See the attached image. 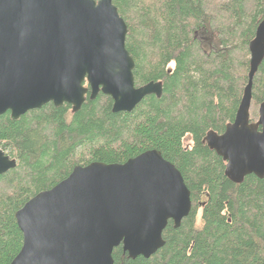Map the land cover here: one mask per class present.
<instances>
[{"label": "trees", "instance_id": "trees-1", "mask_svg": "<svg viewBox=\"0 0 264 264\" xmlns=\"http://www.w3.org/2000/svg\"><path fill=\"white\" fill-rule=\"evenodd\" d=\"M100 1V0H95ZM128 27L126 47L137 87L162 82L131 113L87 95L73 113L53 103L19 120L0 117V149L17 167L0 176V264H11L24 235L16 213L67 179L77 165L124 164L157 150L181 172L192 210L170 221L165 246L132 260L119 247L115 264H264V179L235 184L226 161L205 142L235 121L248 85L249 45L264 19V0H114ZM264 104V61L253 83L251 123ZM190 142V143H189Z\"/></svg>", "mask_w": 264, "mask_h": 264}, {"label": "water", "instance_id": "water-1", "mask_svg": "<svg viewBox=\"0 0 264 264\" xmlns=\"http://www.w3.org/2000/svg\"><path fill=\"white\" fill-rule=\"evenodd\" d=\"M114 0H0V117L19 120L53 103L73 113L100 94L114 113H131L146 97L161 98L162 82L137 87L126 47L128 27ZM248 85L235 121L205 142L226 161L235 184L264 179V104L250 121L254 78L264 61V19L249 45ZM17 167L0 149V176ZM192 210L183 175L157 150L124 164L77 165L53 189L16 213L23 247L11 264H115L151 258L166 242L170 221L182 225Z\"/></svg>", "mask_w": 264, "mask_h": 264}, {"label": "rangeland", "instance_id": "rangeland-1", "mask_svg": "<svg viewBox=\"0 0 264 264\" xmlns=\"http://www.w3.org/2000/svg\"><path fill=\"white\" fill-rule=\"evenodd\" d=\"M253 2L254 0H246V7L248 11H251ZM256 114H258V118H257L258 120L259 119V107L256 109Z\"/></svg>", "mask_w": 264, "mask_h": 264}, {"label": "bare ground", "instance_id": "bare-ground-1", "mask_svg": "<svg viewBox=\"0 0 264 264\" xmlns=\"http://www.w3.org/2000/svg\"><path fill=\"white\" fill-rule=\"evenodd\" d=\"M253 89V88H252ZM206 138V137H205Z\"/></svg>", "mask_w": 264, "mask_h": 264}]
</instances>
